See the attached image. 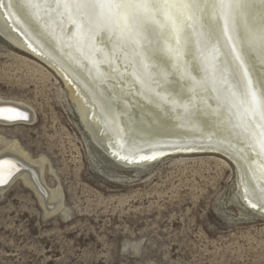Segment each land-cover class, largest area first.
I'll list each match as a JSON object with an SVG mask.
<instances>
[{
  "label": "rangeland",
  "instance_id": "1",
  "mask_svg": "<svg viewBox=\"0 0 264 264\" xmlns=\"http://www.w3.org/2000/svg\"><path fill=\"white\" fill-rule=\"evenodd\" d=\"M0 103L33 117L0 124V153L16 143L44 159L43 181L62 195L49 213L21 178L0 193V264H264V218L241 202L226 158L117 165L93 144L55 72L1 37Z\"/></svg>",
  "mask_w": 264,
  "mask_h": 264
},
{
  "label": "snow or ice",
  "instance_id": "2",
  "mask_svg": "<svg viewBox=\"0 0 264 264\" xmlns=\"http://www.w3.org/2000/svg\"><path fill=\"white\" fill-rule=\"evenodd\" d=\"M0 6L23 19L15 23L29 39L53 45L86 73L106 112H115L114 100L124 102L130 140L122 151H147L137 137L151 142L175 128L228 132L247 150L245 194L264 210V0H9ZM30 122L26 109L0 104V124ZM216 145L235 148L231 140ZM157 146L180 145L161 140ZM24 166L0 159V186Z\"/></svg>",
  "mask_w": 264,
  "mask_h": 264
},
{
  "label": "bare ground",
  "instance_id": "3",
  "mask_svg": "<svg viewBox=\"0 0 264 264\" xmlns=\"http://www.w3.org/2000/svg\"><path fill=\"white\" fill-rule=\"evenodd\" d=\"M8 2L9 0H0V4L3 5H6ZM17 18L20 17L9 15L6 8L0 6V37L19 52L40 61L55 72L69 91V98L79 115V119L84 126L85 132L89 134L93 144L101 149L102 152L114 163L121 167L144 168L174 155H203L211 153L221 155L226 158L236 170V186L237 189H239L241 202L250 209V211L264 218V210L259 207H253L252 202L245 194L247 163L242 157L247 150L245 149V152H241L240 149L244 146L234 139L228 132H219L215 128H204L203 126L191 129L175 128L171 132L166 133L164 137L151 139V142H143L142 138L137 137L136 140L139 148L146 149L147 151H136L134 155L122 151L120 144L125 143V146L127 147V142L130 140V137L125 135L127 131L125 123L126 117L121 114L124 110V102L114 100L115 112H106L104 99L98 95L99 90L92 88L91 82L86 73H82L68 56L61 54L53 45H49L43 40H40L38 44L37 42H34L33 39H29V36L24 32L23 28L15 23V19ZM20 19L21 24H23V19ZM41 44L43 47L40 46ZM116 91L119 92V88H117ZM109 94V92L105 93V95ZM19 107L26 109V107L23 106ZM26 110L28 111V109ZM127 110L136 113L138 107L128 105ZM32 120L33 117L31 115V121ZM2 125L7 126L6 124ZM122 128L125 130L124 132L121 131ZM110 133H112L114 137H111ZM201 134L207 137L211 135L213 140H221L225 142L231 140L232 144L235 145V148L227 146L221 148L216 145V141L212 143L213 146L211 147L207 146L208 144H205V147H196L197 144L203 142L190 144L188 147L157 146L161 140L167 144H175L172 141V138L174 137L197 139ZM2 141L3 140L0 137V145ZM2 151L3 152L0 153V159H8L13 162L19 161L25 165L21 168L20 172H17L11 178L8 185H10L15 179L21 178L24 185L36 193L40 202L49 213L57 211L62 201L61 189L59 186L56 189H49L44 183V159L40 158L38 160H31L20 150L16 143L7 145ZM248 157V162H251L252 156L250 153H248ZM6 187L0 188V193H2Z\"/></svg>",
  "mask_w": 264,
  "mask_h": 264
},
{
  "label": "water",
  "instance_id": "4",
  "mask_svg": "<svg viewBox=\"0 0 264 264\" xmlns=\"http://www.w3.org/2000/svg\"><path fill=\"white\" fill-rule=\"evenodd\" d=\"M100 150H101V149H100ZM101 151H102V150H101ZM15 174H16V173H15ZM15 174H14V175H15ZM14 175H13V176H14ZM9 182H10V181H9ZM8 184H9V183H8ZM8 184L3 185V186H0V188H2V187H6Z\"/></svg>",
  "mask_w": 264,
  "mask_h": 264
}]
</instances>
